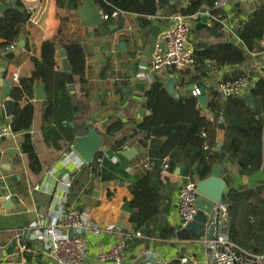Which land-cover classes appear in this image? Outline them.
Masks as SVG:
<instances>
[{"label": "crops", "instance_id": "1", "mask_svg": "<svg viewBox=\"0 0 264 264\" xmlns=\"http://www.w3.org/2000/svg\"><path fill=\"white\" fill-rule=\"evenodd\" d=\"M19 1L26 11L29 8L34 9L31 15L33 20L29 18L23 27L24 35L21 39L24 38L26 45L21 54L13 63L0 60V75L3 76V80H0V97L4 80L10 81L12 89L19 86V80L31 76L34 69L32 58L40 57V48L44 42L58 38L59 17L65 19L61 26L64 39L79 42L85 52L86 83L81 89L85 92L86 98L83 94L75 95L76 102H80L76 113V118L80 121L73 124L75 138L86 136L90 127H94L97 134L103 135L111 119H118L123 123H140L149 115L144 107L145 91L152 83L164 84L170 77L178 78L170 69L153 71L150 68L153 43L156 37L168 28V17L178 8L173 11L160 10L155 18L145 17L150 23L143 28H140L137 22L138 17L130 14L113 16L107 27L103 23L84 27L75 13L56 10L54 0ZM211 1L214 2V0ZM185 3L188 4V1L169 0V7L178 4L185 7ZM260 4H264V0H247L242 4L234 3L226 10L219 12L221 28L214 34L208 33L211 20L209 17L206 28L196 29L199 21L193 23L192 30L195 31L191 30L190 35L193 50L196 45L214 46L223 43L239 45V39L235 33L239 23L245 22ZM201 9L209 12L207 6H202ZM2 15L0 13V17ZM120 44L124 45L121 50ZM260 47L264 48V39ZM7 52L9 51L5 53ZM246 57L243 65L228 64L220 70H213L208 78L197 82L192 80L195 69L186 70L182 78L179 77V84L175 90L179 96H188L191 92L188 91V87L192 85L195 88L200 83L204 85L205 94L208 96L210 91L218 92V86L225 78L235 80L244 76L249 77L252 86L256 80L264 77V58L251 55ZM56 62L59 67L57 71L61 72L58 53ZM15 74L17 81L12 80ZM74 82L76 84L77 79H74ZM36 93H39V97L45 96L46 99L33 101L31 97L29 100L34 107V113L28 134L31 136L41 164V173L32 174L27 157L21 153L22 134L16 133L15 139L3 140L0 143V264H54L43 255V245L36 241V234L31 230V225L38 220L39 215L46 217L45 224L54 221L59 205L65 199L69 205L76 206L103 229L113 227L125 235L140 232L134 230L130 222L131 215L121 211L124 202L130 203L132 200L129 183L119 180L102 183L97 178H91L84 170L86 165L78 170L76 162L67 164L61 162L64 155L69 152L62 144V148L56 150L45 143L42 115L50 96L41 82L36 83L32 88V96ZM245 95H249L248 91L242 93V96ZM17 104L18 108L22 107L25 101L22 100ZM201 113L208 119L213 115L208 108ZM9 121L10 119H6L2 113L0 127L9 126ZM225 129L224 125V128L218 129L216 134V143L217 146L221 145V149L225 140ZM117 138L106 139L100 149L113 148ZM161 138H164L166 143V138ZM150 139H158V137L151 136L146 139L144 136H139L130 146L115 150L116 156H122L129 161L128 172L135 174L147 170L154 175L152 187L159 198V213L148 228L149 236L140 232L141 239L131 238L127 242L120 264H175L180 257H187L197 264H207L208 258L204 245L207 228L204 230L203 238L187 241L185 237L187 233L182 232L176 211L178 190L183 181L188 180L196 184L201 181L195 173L196 164L186 173L188 161L182 160V153L175 152L173 145L165 146V144L159 151L150 152L148 150ZM152 153H159L163 163L176 154L180 163L172 171L168 169L164 172L163 164L155 168L153 161L156 158L151 156ZM144 162H148V168H144ZM218 162L224 166L225 172L232 178L231 188L225 191L226 195L232 191L264 186V166L251 175H244L241 174L238 163L227 160ZM213 163H215L214 160ZM61 175L63 176L60 178ZM74 175L78 177L80 185L83 184L84 190L78 189L79 187L74 188L69 199V192L67 194L64 190V182L67 178L75 177ZM120 182L123 183L122 186ZM35 186H40V190L29 194L28 191ZM240 215L243 213L240 212ZM238 219L236 216V222ZM166 228L172 229V237L166 240L160 239ZM142 230L145 231V227ZM235 232L237 239H242L244 225L237 222ZM85 240L88 251L85 264H101L97 261L99 254L107 252L116 243L113 233L105 231L97 237L88 233ZM24 243H30L31 248L26 249L23 246ZM253 244L251 241L248 245ZM150 259L155 262H150Z\"/></svg>", "mask_w": 264, "mask_h": 264}, {"label": "trees", "instance_id": "2", "mask_svg": "<svg viewBox=\"0 0 264 264\" xmlns=\"http://www.w3.org/2000/svg\"><path fill=\"white\" fill-rule=\"evenodd\" d=\"M185 7L177 5L169 7V0H96V6L103 14V25L107 27L113 19V14H130L136 17L155 18L160 10L179 8L184 16L198 14L202 6H207L213 19L210 20L208 33L214 34L221 28L219 12L212 9L211 0H187ZM56 10L75 13L84 0H54ZM0 4L10 7L0 17V60L2 55L12 46H15L24 35L23 27L29 20V14L21 1L0 0ZM169 14V13H168ZM60 27L58 38L46 41L41 45L40 57L32 58L34 66L29 78L19 80V86L11 89V99L25 104L17 108L9 121L14 133L22 134L21 153L27 157L29 169L32 174L41 173L42 167L34 149L28 130L31 127L34 107L30 103L33 86L41 82L50 96L43 108V136L44 141L53 149L59 150L62 145L66 150L75 144L74 127L80 121L76 118L79 101L75 105L70 102V93L67 91V75L57 71L56 54L61 48L65 51L67 61L71 67V77L77 79L73 84V93L77 96L83 94L85 85V52L82 45L73 40L64 39L61 26L65 19L59 17ZM192 31H195L194 29ZM239 45L223 43L214 46L196 45L194 57L197 67L192 80L197 82L208 78L213 70H220L228 64L241 66L246 61V55L262 51L261 41L264 39V4H260L247 18L239 23L235 31ZM173 74V71H171ZM233 78H225L232 80ZM77 87V89H76ZM77 93V94H76ZM248 93L254 99V109H250L243 101L242 95H232L223 98L217 91L209 92L208 110L213 114L210 121L197 108V98L179 96L173 99L167 94L160 82L152 83L145 91L144 107L149 115L140 123H123L118 119H111L103 134V143L106 139L118 138L114 147L99 153L95 161L85 167L91 178H97L102 183L122 181L130 184L129 192L132 196L130 202L133 214L130 222L135 231L148 235L149 226L155 221L159 213V198L152 187L153 174L144 170L142 173L132 174L127 171L129 161L122 156H116L115 150L130 146L139 136L148 139L151 136L165 137L167 145H173L175 152L182 153V160L188 161L186 173L191 171L194 164L195 173L199 180L206 179L213 164V149L217 146L216 134L219 129L218 118L223 119L225 140L220 153V160L238 163L241 174L251 175L264 166V77L250 86ZM204 136V137H203ZM62 144V145H61ZM156 158L155 168L164 164L159 153H152ZM116 159L113 163L112 160ZM100 159V163L97 160ZM152 162V161H151ZM170 171L180 163L176 154L166 162ZM75 176V175H74ZM90 179V178H89ZM84 190L78 177L72 178L74 188ZM82 187V188H81ZM223 203L227 207L230 222V238L238 247L253 254H264V186L259 185L244 191H232L226 195ZM240 212L243 215H240ZM237 222L244 225V235L237 239L235 226ZM145 227V231L142 229ZM147 234V235H146ZM173 231L166 228L160 239L171 238ZM254 244L249 246L250 242Z\"/></svg>", "mask_w": 264, "mask_h": 264}, {"label": "built area", "instance_id": "3", "mask_svg": "<svg viewBox=\"0 0 264 264\" xmlns=\"http://www.w3.org/2000/svg\"><path fill=\"white\" fill-rule=\"evenodd\" d=\"M247 0H214L212 9L216 11H224L234 3H245ZM29 18L34 12L33 8L27 10ZM117 14L114 13L115 17ZM205 16L213 19L208 11ZM200 14L192 16H184L179 8L174 10L168 17L169 26L161 32L155 39L151 52L150 68L153 71L161 69H170L173 75L182 78V74L186 70H194L196 60L194 50L190 44V35L192 24L198 22ZM10 47L7 51L15 49ZM252 57L261 56L264 58V48L259 53L250 54ZM13 81H17V75L12 77ZM250 79L248 76L240 77L235 80L222 81L218 86V92L223 98L232 95H242V93L250 89ZM194 98L200 96L199 90L194 88L190 92ZM213 120L212 117L209 118ZM218 123L223 124V119L218 118ZM14 133L9 126L0 127V140L15 139ZM204 137V136H203ZM63 164L76 162L77 169L80 170L85 164L72 151L64 155ZM100 163V159L97 160ZM113 163L116 162L114 158ZM144 168H148V162H144ZM168 165L165 162L162 165L164 172L168 171ZM72 185V178H67L64 182V190L68 194ZM40 190V186H35L28 193L32 194ZM197 198L196 183L184 180L178 190L176 211L180 220L181 227L193 221L197 214L195 201ZM46 217L39 215L36 222L31 225V230L36 234V241L43 245V255L50 259L54 264H85L88 251L85 236L89 233L97 237L101 232L113 233L116 243L107 252H102L97 257V261L101 264L114 262L120 264L124 256L127 242L131 238L141 239L140 232L132 235L122 234L113 227L103 229L91 221L88 216L79 211L76 206L69 205L65 199L60 203L56 212L54 221L46 223ZM209 223L214 225L215 230L211 240H205L204 245L207 252V264H264V254H253L236 246L230 238V222L227 207L224 203L215 204ZM71 234V237L69 235ZM175 264H197L187 257H180Z\"/></svg>", "mask_w": 264, "mask_h": 264}, {"label": "water", "instance_id": "4", "mask_svg": "<svg viewBox=\"0 0 264 264\" xmlns=\"http://www.w3.org/2000/svg\"><path fill=\"white\" fill-rule=\"evenodd\" d=\"M187 4L185 3L184 6ZM10 8L0 5V13L4 14ZM205 9H201L199 24L196 29H203L207 27L208 17L205 16ZM76 17L80 20L82 26H94L101 25L103 23V14L99 11L96 6V0H84L82 5L78 7L75 11ZM159 15V13H157ZM137 22L140 28L148 25L150 22L145 17H138ZM25 40L22 38L16 45L15 49L4 53L2 59L8 63H13L14 60L21 54L22 50L25 49ZM123 44H120V50L123 48ZM58 58L60 60L61 72L66 74V84L67 91L70 93V102L72 105L76 104V96L74 91V79L71 77V67L67 61L66 53L61 48L58 49ZM0 80H3V76L0 75ZM179 84V80L176 77L168 78L163 84L164 90L173 99H178L179 95L175 90V87ZM199 90L200 96L197 97L198 110L200 112L206 111L208 108V96L205 94V87L203 84H197L195 86ZM41 89V87H40ZM194 87L190 85L188 91H193ZM46 99L45 96L39 97V93L32 96L33 101H39ZM243 101L247 104L250 109H254V99L249 95L243 96ZM18 108L16 101L11 99V88L10 81L4 80L3 90L0 97V116L3 113L6 119H11ZM70 127H74L72 123L69 124ZM224 125H219V129H223ZM3 140H0V143ZM103 143V135H99L95 132L94 127H90V130L86 136L76 138L75 144L72 146V151L83 161L86 166H90L98 156L100 152H104V149H100ZM165 144L164 138L150 139L148 142V150L150 152L159 151ZM221 153V145H218L213 149V160L215 163L211 165L209 175L206 179L199 181L196 184L197 198L195 201V206L197 208V214L193 221L182 228L183 233H187L186 239L196 240L204 237V230L207 228L206 240H211L213 238L215 227L209 223V218L211 217L212 209L215 204H222L224 198L226 197L225 191L229 190L232 185V178L225 172L224 166L219 163ZM67 174V172L65 173ZM63 175L60 176V178ZM122 186L123 183L120 182ZM121 211L126 214L132 215L133 210L130 207L128 201L124 202L121 207ZM179 236V234H178ZM71 237V234L69 235ZM23 246L26 249L31 248L30 243H24ZM154 263L153 259L149 260ZM111 263V262H110Z\"/></svg>", "mask_w": 264, "mask_h": 264}]
</instances>
